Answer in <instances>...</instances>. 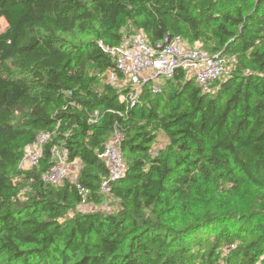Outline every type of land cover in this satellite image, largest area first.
I'll use <instances>...</instances> for the list:
<instances>
[{"label": "trees", "instance_id": "trees-1", "mask_svg": "<svg viewBox=\"0 0 264 264\" xmlns=\"http://www.w3.org/2000/svg\"><path fill=\"white\" fill-rule=\"evenodd\" d=\"M1 19L0 264H264V213L240 215L233 232L225 220L213 228L210 215L180 230L164 219L204 183L238 194L241 173L260 185L264 0H0ZM137 31L150 45L168 34L234 65L213 91L179 69L129 104L106 79L117 73L110 50ZM114 130L125 163L111 183L120 209L78 212L102 202L98 156ZM42 131L52 136L38 167L20 168ZM159 133L168 145L154 156ZM53 146L79 162L75 182L43 181Z\"/></svg>", "mask_w": 264, "mask_h": 264}, {"label": "built area", "instance_id": "built-area-1", "mask_svg": "<svg viewBox=\"0 0 264 264\" xmlns=\"http://www.w3.org/2000/svg\"><path fill=\"white\" fill-rule=\"evenodd\" d=\"M110 53L117 73L108 74L106 82L118 91L126 89L127 95L120 96V100L129 104L135 102L145 83L151 84L152 93L160 92L163 83L172 79L179 69L186 77L195 79L202 93L209 92L217 80L229 74L225 58L211 56L199 46H189L168 34L161 41L150 45L145 36L137 31L125 37ZM51 136L48 131L38 133L34 142L24 149L19 167H38L44 147ZM121 140L122 135L117 130L112 131L98 156L107 168V177L100 185L103 198L112 196L111 183L125 171L120 150ZM51 155L54 163L42 177L43 181L52 186H60L65 181L75 182L80 172L79 162L69 161L68 153L63 147L53 146Z\"/></svg>", "mask_w": 264, "mask_h": 264}, {"label": "rangeland", "instance_id": "rangeland-1", "mask_svg": "<svg viewBox=\"0 0 264 264\" xmlns=\"http://www.w3.org/2000/svg\"><path fill=\"white\" fill-rule=\"evenodd\" d=\"M6 24L0 20V30L5 29ZM77 39L86 40L88 36L77 35ZM198 46V45H195ZM226 67L230 69L234 65V60L225 59ZM214 89H211L213 91ZM168 145V140L163 133L158 134L156 143L152 147V154L155 156L160 150H164ZM236 176L241 182V192L236 194L227 195L223 189L215 188L214 185L204 183L199 192L192 195L187 207H183L176 204L175 210L171 213L165 214L164 219L166 225L174 230H180L181 228L194 223L196 220H200L205 215H210L213 218V228L222 222L221 225L227 226L229 231L233 232L235 229V223L242 214H247L251 210H256L258 213H264V173L259 178L260 185H255L248 181L243 174L236 173ZM29 191H22L21 199L24 200ZM118 201L112 196H108L102 199V202L98 205L84 203L77 207V211L81 213H105V214H117L119 211ZM146 216H151L149 212L145 213ZM228 215V216H227ZM261 222L257 218L253 222L254 227L257 223ZM211 225V226H212ZM212 228V227H211ZM181 243H174L175 248H179ZM185 245V244H183ZM223 254H226V250H223Z\"/></svg>", "mask_w": 264, "mask_h": 264}]
</instances>
